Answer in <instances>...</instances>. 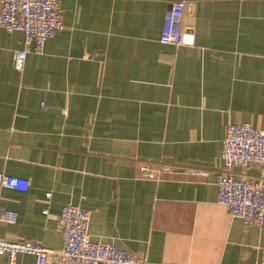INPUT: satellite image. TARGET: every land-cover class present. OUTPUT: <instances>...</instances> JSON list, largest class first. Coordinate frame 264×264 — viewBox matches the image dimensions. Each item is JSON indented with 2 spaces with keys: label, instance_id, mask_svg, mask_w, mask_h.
I'll return each mask as SVG.
<instances>
[{
  "label": "crops",
  "instance_id": "obj_1",
  "mask_svg": "<svg viewBox=\"0 0 264 264\" xmlns=\"http://www.w3.org/2000/svg\"><path fill=\"white\" fill-rule=\"evenodd\" d=\"M177 1L193 45L159 40ZM57 4L64 28L22 71L12 59L23 33L0 27V173L29 181L26 191L0 186V207L16 213L0 239L60 249L59 213L75 204L90 213L92 241L147 264H260L264 224L230 217L215 181L227 125L264 131V0ZM144 162L172 169L149 179ZM232 174L264 177L255 164Z\"/></svg>",
  "mask_w": 264,
  "mask_h": 264
},
{
  "label": "built area",
  "instance_id": "obj_2",
  "mask_svg": "<svg viewBox=\"0 0 264 264\" xmlns=\"http://www.w3.org/2000/svg\"><path fill=\"white\" fill-rule=\"evenodd\" d=\"M185 1L172 2L164 16L161 43L193 45L194 35L182 27ZM0 27L23 33L22 47L13 53L12 66L22 71L27 53L42 54L46 40L64 28L62 13L57 0H0ZM220 159L223 174L215 183L217 202L223 205L230 217L239 218L246 225L264 224V177L236 178L235 166L255 164L264 171V131L248 123H229L221 143ZM171 166L144 162L140 165L143 177L157 180L163 167ZM196 175L206 172L194 170ZM0 186L26 191L29 181L0 173ZM49 196V193L47 194ZM16 213L0 207V222L13 223ZM90 213L75 204L64 205L59 213V225L63 235L60 249H51L31 241L11 242L0 239V255H7V264H15L18 254H30L36 264L54 260L60 264L79 262L84 264H147L138 255L119 249L111 242L92 241L88 232ZM264 264L263 257L259 261Z\"/></svg>",
  "mask_w": 264,
  "mask_h": 264
}]
</instances>
